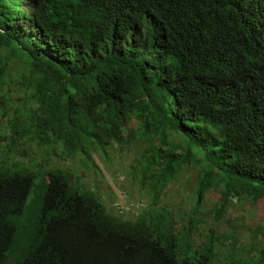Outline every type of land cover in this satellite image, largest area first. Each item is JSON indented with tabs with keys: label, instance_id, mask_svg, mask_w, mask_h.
Wrapping results in <instances>:
<instances>
[{
	"label": "trees",
	"instance_id": "obj_1",
	"mask_svg": "<svg viewBox=\"0 0 264 264\" xmlns=\"http://www.w3.org/2000/svg\"><path fill=\"white\" fill-rule=\"evenodd\" d=\"M0 50V264H213L212 234L196 244L161 206L169 184L197 168L192 228L201 207L264 199V0H0ZM34 140L89 166L145 143L132 173L151 202L115 214L16 159ZM251 250L229 264H264Z\"/></svg>",
	"mask_w": 264,
	"mask_h": 264
},
{
	"label": "rangeland",
	"instance_id": "obj_2",
	"mask_svg": "<svg viewBox=\"0 0 264 264\" xmlns=\"http://www.w3.org/2000/svg\"><path fill=\"white\" fill-rule=\"evenodd\" d=\"M6 54L8 52L0 50V58ZM12 67L16 69V59L13 60ZM16 74L14 70L13 75ZM11 86L13 87L12 84ZM16 107L18 105L14 104L12 113ZM0 126L3 130H9L10 126L7 116L1 113ZM21 142L26 148L27 155L21 157L16 154V159L24 158L23 162L29 167L42 165L46 168L64 170L73 184L96 192L110 211L125 219H134L151 202L149 192L132 173L133 164H136L146 148L145 143L129 144L124 150L117 147L109 151V156L95 153L93 156L96 165L89 166L82 155L68 159L61 153L59 147L53 149L40 145L35 140ZM0 159H3L1 146ZM197 180V168L194 165L188 166L178 179L166 188L161 197V206H166L176 213L179 222H183L193 230L192 235L196 244L207 242L208 236L212 234L216 240L217 250L213 264H229L233 258L241 259L250 251H253L251 254L257 253L251 250L252 248H264V199L256 203L250 200L238 203L235 199L229 204L227 211L222 213L220 220H216L215 212L208 214L209 211L201 207V211L195 214L199 222H196L195 227L192 228L193 223L190 221H192L194 202L191 196L194 194ZM218 196L217 192H211L206 203L213 206L218 202Z\"/></svg>",
	"mask_w": 264,
	"mask_h": 264
}]
</instances>
